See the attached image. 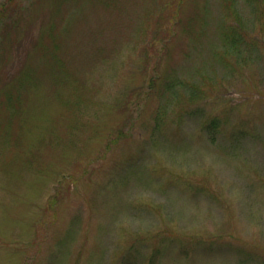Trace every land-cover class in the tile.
I'll list each match as a JSON object with an SVG mask.
<instances>
[{"label":"rangeland","instance_id":"rangeland-1","mask_svg":"<svg viewBox=\"0 0 264 264\" xmlns=\"http://www.w3.org/2000/svg\"><path fill=\"white\" fill-rule=\"evenodd\" d=\"M0 264H264V16L0 0Z\"/></svg>","mask_w":264,"mask_h":264},{"label":"trees","instance_id":"trees-1","mask_svg":"<svg viewBox=\"0 0 264 264\" xmlns=\"http://www.w3.org/2000/svg\"><path fill=\"white\" fill-rule=\"evenodd\" d=\"M233 3V0H232ZM246 4L253 9L255 13H258V18H262L264 16V0H246ZM224 35L225 43H228V50L232 53H235L237 55L240 54V51L237 48V44L239 42H243L241 38L238 37V35H235V32L232 28H230L229 31H226ZM210 128L213 130L216 129V123L215 121L211 122Z\"/></svg>","mask_w":264,"mask_h":264}]
</instances>
